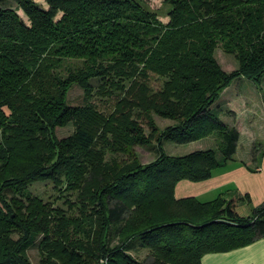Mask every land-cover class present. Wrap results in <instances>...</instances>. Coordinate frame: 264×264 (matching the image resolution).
<instances>
[{
    "label": "trees",
    "instance_id": "trees-1",
    "mask_svg": "<svg viewBox=\"0 0 264 264\" xmlns=\"http://www.w3.org/2000/svg\"><path fill=\"white\" fill-rule=\"evenodd\" d=\"M7 1L0 0V264H30L26 252L38 238L42 264H200L264 235V204L242 216L221 196L174 197L179 182L205 181L235 154L239 132L213 105L235 79L257 85L264 76V0H160L166 24L142 0H45L46 10L14 0L28 24L2 7ZM219 46L236 70L221 69ZM150 75L163 80L157 91ZM93 82L102 95L122 94L111 113L90 103ZM72 86L82 89V105H69ZM151 112L173 123L156 135L154 160L139 165L133 148L156 133ZM68 125L72 133L58 139L55 130ZM212 133L220 160L211 149L163 151V141ZM40 182L76 193L79 218L27 192ZM136 246L150 250L151 263L129 253Z\"/></svg>",
    "mask_w": 264,
    "mask_h": 264
},
{
    "label": "rangeland",
    "instance_id": "rangeland-1",
    "mask_svg": "<svg viewBox=\"0 0 264 264\" xmlns=\"http://www.w3.org/2000/svg\"><path fill=\"white\" fill-rule=\"evenodd\" d=\"M33 1L41 9L44 10L47 9L45 0H33ZM142 2L146 8L157 12L158 20L162 24L167 23L168 18L165 15L166 10L164 6L161 5L160 0H142ZM2 7L16 10V3L14 2V0H8L6 3L2 5ZM16 13L25 24H28L26 17L23 15V13L20 10H16ZM214 57L217 63L219 64V66L221 67V69L227 73L234 71L238 68V63L237 61H235L233 56L225 54L220 48V46L215 50ZM75 64L80 65L79 62H75ZM162 81L163 80L160 77H157L155 75H150L148 83L154 91H157L161 87ZM92 85L94 87V91L91 96L90 103H92V105L99 112H102L105 115L111 113L115 108V105L119 101L120 97H122V94H120L119 92H114L111 93V96L102 95L97 90V84L93 82ZM228 87L229 88L226 90V92L221 93L218 100L213 105V109L216 110L219 119L223 121L225 124L227 123L229 126H239V128L240 126H243L244 128L250 126V121L252 118H254L253 116L248 117L247 122L245 123L243 122L242 118L240 119L241 116H239V114L238 116L236 114V118H234L231 112H228L231 111L229 109L232 108L231 107L232 105L227 100L231 99L232 96L238 98V100H243V101L248 99L255 100V102H253V104L256 107V112L254 113L255 115L254 119L261 125L264 124V76L262 77L260 83L257 85L244 77H240L239 79L238 78L235 79ZM68 103L71 106L82 105L84 103L83 91L80 87L72 86V88L68 92ZM251 106L253 108V105ZM234 110L235 112H238V109H236V107H234ZM139 112L140 111L137 108H133L131 114L134 115V117H136V114H138ZM149 116L151 117L153 124L156 128V133L152 138H150V143H148V145L135 146L133 148L134 155L139 165H147L148 163L154 160L156 156V151L154 149V145H156L155 142L156 135L158 134L159 131H162L165 127L172 125L173 123L169 119L161 118L160 116H158L153 112L149 113ZM137 121L138 124L143 129L144 135L147 137L150 133V129L146 124V119L142 118V116L139 115L137 117ZM72 131H73V127L71 125H68L63 128H57L55 130L58 139L68 137L72 133ZM252 133L254 135L259 134L254 130H252ZM241 134L243 136L242 138L244 139V133L241 132ZM243 139H241L240 143L237 145L238 156L243 155V152L245 150H252L256 148L258 150L257 152H259L260 148H264V143L261 141L262 139L261 135H259V138L256 140L255 144L253 145H249V143H243ZM218 142H219V138L217 134L212 133L197 141L184 143V144H177L171 141H163L162 148L165 154L169 156H183L194 151L211 149L216 152L217 159L220 160L221 155L217 151ZM109 157L110 155L107 154L106 160H108ZM116 159H118V161H122V160L126 161V157L121 155H116ZM250 165H253V161L250 162ZM27 192L31 196L39 198L44 203H48L52 208L60 209L66 218L76 219L79 218L80 216V213L75 205L76 193H72V194H68V193L66 194L64 192L59 193L56 189L53 188V185H51L50 182L34 183L27 188ZM66 200L67 202H65ZM68 202H71V204ZM240 202H238L236 205L237 212L242 216L250 215L251 208L249 209L248 207L245 206V204H241ZM233 203L235 204V201H233ZM37 241L26 252V256L30 264H42L41 255L38 251ZM116 242H117L116 233L113 230H111L109 234V244L114 245L116 244ZM129 253L132 256L140 260H145L148 263H151L152 261L150 250L147 248H139L136 246V248L133 251H130Z\"/></svg>",
    "mask_w": 264,
    "mask_h": 264
},
{
    "label": "crops",
    "instance_id": "crops-1",
    "mask_svg": "<svg viewBox=\"0 0 264 264\" xmlns=\"http://www.w3.org/2000/svg\"><path fill=\"white\" fill-rule=\"evenodd\" d=\"M228 88L224 89L223 92L225 93ZM227 101L232 105V108L229 110H231L230 112L234 118H236V114L237 116L239 114L241 116L240 119L242 118L245 123L248 117L253 116L255 118L256 107L253 104L255 100L248 99L243 101L231 96V99ZM251 105H253V108ZM234 107L238 109V112H235ZM254 118L251 119L250 126H247V128L243 126H240V128L239 126H230L239 132L237 145L243 139L241 132L244 133L243 143L253 145L259 138V135H261V141L264 143V124L261 125ZM252 130L259 134L254 135ZM263 149L260 148L259 152H257L256 148L245 150L243 155L238 156L236 148L233 155L234 158L232 157L221 167L214 170L209 179L197 183L188 181L179 182L175 186L174 197L176 199L194 197L199 202L206 203L221 196L225 200L235 201V205L241 201L240 203L245 204L249 209L263 205ZM251 161H253V165H250ZM200 264H264V235L248 245L237 249L221 253H208L201 258Z\"/></svg>",
    "mask_w": 264,
    "mask_h": 264
}]
</instances>
